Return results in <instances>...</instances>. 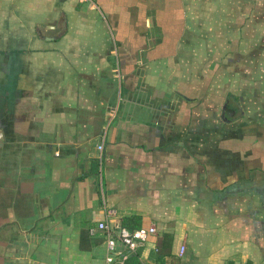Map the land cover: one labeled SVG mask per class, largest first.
I'll use <instances>...</instances> for the list:
<instances>
[{"label":"crops","instance_id":"1","mask_svg":"<svg viewBox=\"0 0 264 264\" xmlns=\"http://www.w3.org/2000/svg\"><path fill=\"white\" fill-rule=\"evenodd\" d=\"M258 64L264 0H0V264H122L88 226L131 214L144 264H258L264 136L222 133Z\"/></svg>","mask_w":264,"mask_h":264},{"label":"rangeland","instance_id":"2","mask_svg":"<svg viewBox=\"0 0 264 264\" xmlns=\"http://www.w3.org/2000/svg\"><path fill=\"white\" fill-rule=\"evenodd\" d=\"M242 66L248 68L253 67L255 71L262 70L264 77V64ZM257 80L262 81V83L264 84V79ZM257 80H253V84L249 86L251 89L256 88L255 85H257ZM232 89L235 91L234 88ZM259 89L260 87H257V93L261 92V90ZM254 93L256 94V92ZM262 93L261 95L239 94L240 96L237 95V103L233 96H227V101L225 102V106H223L222 120L224 121L230 119L232 121H230V124H222V133L224 136L230 133L236 136L248 135L252 137H258V141L260 139L259 137H261L262 135L264 136V90H262ZM236 104L238 107L236 106ZM217 115L220 116L221 112L217 111ZM239 145H241L239 147H244L242 148V150L245 149L244 143ZM207 157H209V155Z\"/></svg>","mask_w":264,"mask_h":264},{"label":"built area","instance_id":"3","mask_svg":"<svg viewBox=\"0 0 264 264\" xmlns=\"http://www.w3.org/2000/svg\"><path fill=\"white\" fill-rule=\"evenodd\" d=\"M83 1V0H79ZM101 147V143L97 144V148ZM88 232L94 234L98 232L103 238L106 249L109 251V255L106 259L109 261L113 260L111 253H119L117 249L118 245H121L124 252L117 255V258L121 261L126 252H135L141 246L142 242L145 241L150 235L155 233V227L153 225H139L133 229H127L125 227L116 225L112 226L108 223L107 219L97 220L95 223L88 226ZM181 250V248H180Z\"/></svg>","mask_w":264,"mask_h":264},{"label":"trees","instance_id":"4","mask_svg":"<svg viewBox=\"0 0 264 264\" xmlns=\"http://www.w3.org/2000/svg\"><path fill=\"white\" fill-rule=\"evenodd\" d=\"M139 216L131 214L129 216H122L119 219V226L127 229H133L140 225ZM172 237L169 232L160 233L154 243V264H179V256L174 254L171 250ZM122 264H144L139 256L138 251L126 252Z\"/></svg>","mask_w":264,"mask_h":264},{"label":"water","instance_id":"5","mask_svg":"<svg viewBox=\"0 0 264 264\" xmlns=\"http://www.w3.org/2000/svg\"><path fill=\"white\" fill-rule=\"evenodd\" d=\"M258 264H264V259H262Z\"/></svg>","mask_w":264,"mask_h":264}]
</instances>
